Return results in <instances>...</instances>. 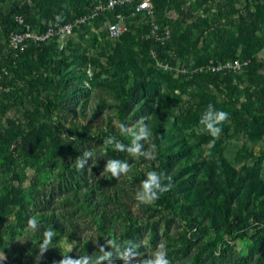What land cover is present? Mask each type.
Masks as SVG:
<instances>
[{"label": "rangeland", "instance_id": "rangeland-1", "mask_svg": "<svg viewBox=\"0 0 264 264\" xmlns=\"http://www.w3.org/2000/svg\"><path fill=\"white\" fill-rule=\"evenodd\" d=\"M97 1L0 0V45L17 14L43 27ZM152 1L171 29L154 53L147 23L125 10L120 37L106 14L65 46H29L3 80L0 264H148L160 243L172 264H264V0ZM236 58L238 70L210 68ZM209 104L230 116L211 149L199 125ZM142 116L151 137L137 143L154 144V159L113 150L131 146ZM109 159L129 173L104 171ZM149 171L172 188L143 204Z\"/></svg>", "mask_w": 264, "mask_h": 264}, {"label": "built area", "instance_id": "built-area-1", "mask_svg": "<svg viewBox=\"0 0 264 264\" xmlns=\"http://www.w3.org/2000/svg\"><path fill=\"white\" fill-rule=\"evenodd\" d=\"M117 8H125L132 17H140L141 20L147 23L150 30L151 51L153 53L157 44H166L171 37L169 26L159 23L157 9L152 0H100L88 5L85 12L75 15L68 22L48 24L43 27H37L28 22L24 15L17 14L15 17L17 28L9 33L7 52L17 56L25 52L31 45L48 43L54 38H58L64 43L77 28L97 20L107 12H114ZM128 29L129 27L124 23L121 12L117 13L116 19L108 24L110 36L114 38L120 37ZM63 36L67 37L66 40H63ZM245 63L241 59L236 58L228 61L224 66L212 64L210 68L214 71H218L221 68L238 70ZM10 75L7 67L3 66L0 68V89L5 77Z\"/></svg>", "mask_w": 264, "mask_h": 264}, {"label": "clouds", "instance_id": "clouds-1", "mask_svg": "<svg viewBox=\"0 0 264 264\" xmlns=\"http://www.w3.org/2000/svg\"><path fill=\"white\" fill-rule=\"evenodd\" d=\"M149 117H141L137 122L138 134L133 133L131 146H125L120 141H117L112 145L111 140H107L105 145H112L115 151H127L133 156H144L146 159H154L155 145H150L147 151L144 150V145L137 143L139 140L147 141L151 137V131L145 120ZM230 119L229 113L217 110L212 104H209L206 110L200 117L199 125L202 132L208 134L213 139L209 142V149L215 146L216 139H219L223 132V125ZM121 134H125L123 123L120 125ZM84 157H92L94 153L85 151ZM211 155V152L208 153ZM86 160L77 158L76 167L78 170L84 169ZM104 171L110 172L113 177L119 178L122 174L127 175L130 171V165L126 161L109 159L104 168ZM168 183H164V180ZM172 188V178L164 177L162 174L156 171H149L146 174V178L142 181L140 189L135 194V199L143 204H151L160 198L163 193L170 191ZM28 227L35 231L38 227V221L35 217H31L27 221ZM54 232L51 229H47L44 233V243L40 248V255L49 245L54 236ZM162 249V250H161ZM6 259L4 253H0V260ZM63 264V262H61ZM148 264H172L168 257V251L163 243L157 245V251L154 254V259L148 261Z\"/></svg>", "mask_w": 264, "mask_h": 264}, {"label": "trees", "instance_id": "trees-1", "mask_svg": "<svg viewBox=\"0 0 264 264\" xmlns=\"http://www.w3.org/2000/svg\"><path fill=\"white\" fill-rule=\"evenodd\" d=\"M156 9H157V7H156ZM128 11L127 9H125V8H117L114 12H107V13H105L104 15H102V16H100V18H102V17H104L106 14L108 15V14H110V15H114V19H116V14L117 13H119V12H123V11ZM83 12H85V10L83 11ZM83 12H81V13H83ZM0 16H1V18L4 16L3 15V13H0ZM157 16H158V10H157ZM26 18V17H25ZM72 19V18H71ZM71 19H68L67 21H63V22H68V21H70ZM26 20L28 21V22H30L27 18H26ZM2 22V21H1ZM1 22H0V26H1ZM16 22V21H15ZM30 23H32V22H30ZM17 24V23H16ZM33 24V23H32ZM34 25V24H33ZM15 28H17V27H14V28H12V30L13 29H15ZM11 31V30H10ZM10 33V32H9ZM9 36V35H8ZM69 39H70V37H69ZM69 39L67 40V41H65L64 43L62 42V41H60L58 38H54V39H52L51 41H49L48 43H43V44H41V45H32V46H43V45H46V44H51V43H54V42H57V43H59L60 45H66L68 42H69ZM168 43V42H167ZM166 43V44H167ZM166 44L165 45H161L160 44V46L161 47H164V46H166ZM152 45V44H151ZM159 45V44H158ZM152 47V46H151ZM23 53H25V52H23ZM23 53H20L19 55H17V56H15L13 53H9V52H7V50H4L3 49V46L2 45H0V68L1 67H3V66H5V67H7V69L9 70V73L10 74H12V70H14V68L18 65V63L20 62V60L22 59V56H23ZM9 77H11V75L10 76H6L5 77V81L7 80V79H9ZM255 121L257 122V123H259V124H263V120L260 118V117H255ZM227 180H228V182L229 183H231V180H230V178H229V176H227ZM259 222H261V223H263L264 222V219H259ZM192 229H195V226H193L192 227ZM193 235H195V232L193 233ZM193 235H192V237H190V238H193ZM189 238V239H190Z\"/></svg>", "mask_w": 264, "mask_h": 264}, {"label": "water", "instance_id": "water-1", "mask_svg": "<svg viewBox=\"0 0 264 264\" xmlns=\"http://www.w3.org/2000/svg\"><path fill=\"white\" fill-rule=\"evenodd\" d=\"M66 38H67L66 36H63V40H66Z\"/></svg>", "mask_w": 264, "mask_h": 264}]
</instances>
